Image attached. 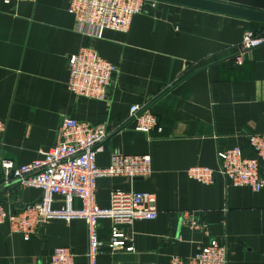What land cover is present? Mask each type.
<instances>
[{
  "label": "crops",
  "instance_id": "1",
  "mask_svg": "<svg viewBox=\"0 0 264 264\" xmlns=\"http://www.w3.org/2000/svg\"><path fill=\"white\" fill-rule=\"evenodd\" d=\"M216 1L264 11V0ZM67 8L68 0L7 5L0 0L1 157L15 165L40 158L54 145L63 116L104 126L109 134L96 165H108L115 152L148 154L151 173L134 180L97 179L96 204L108 208L114 189L152 193L158 214L124 229L133 235V251H106L96 264H167L171 256H193L207 238L181 222L184 212L226 245L227 264H264V187L257 192L234 187L219 174L203 185L186 175L192 166L217 169V152L233 146L243 157H255L245 135L264 133V44L241 65L233 57L243 33L262 34L264 25L158 2L156 10L146 7L135 15L127 32L104 30L100 38H89L76 29ZM85 46L118 65L108 101L77 99L68 90L67 58ZM133 104L147 105L161 131L124 127ZM258 170L264 177V162ZM40 195L15 180L3 183L0 171V203L6 209L19 211ZM73 207H80L78 200ZM109 231L110 222L101 220L99 237L106 239ZM58 247L71 248L76 264H89L86 222L49 220L27 241L0 225V264L45 260Z\"/></svg>",
  "mask_w": 264,
  "mask_h": 264
},
{
  "label": "built area",
  "instance_id": "2",
  "mask_svg": "<svg viewBox=\"0 0 264 264\" xmlns=\"http://www.w3.org/2000/svg\"><path fill=\"white\" fill-rule=\"evenodd\" d=\"M4 4H17L36 0H2ZM154 0H68L67 11L72 15L76 29L86 37L100 38L104 30L125 33L132 18L146 7L156 10ZM264 44V34L246 30L236 46L235 65H241L252 50ZM67 87L77 99L108 101L109 87L118 73V65L101 58L91 46L80 47L67 58ZM148 134L160 132L157 117L147 105H130L124 127ZM5 122L0 120V143ZM104 126H92L85 121L63 116L56 131V141L41 157L23 165L0 155V171L3 183L17 181L22 188L41 191L38 201L25 204L19 211L6 209L0 203V225L6 223L11 231L27 241L41 224L49 220L81 219L87 224L89 264L106 251H133V235L124 229L138 220H154L157 217L156 198L152 193H133L114 189L108 208H100L95 201L96 181L102 177H127L131 180L145 178L151 173L148 154L112 153L105 167L96 165V154L108 136ZM247 146L255 157L242 156L240 147L217 152L218 166L212 169L192 166L186 170L189 179L210 185L215 174L221 175L234 187H248L254 192L264 187V177L258 170L264 162V133L245 135ZM1 153V148H0ZM74 200L80 203L73 207ZM60 202L59 207L54 203ZM110 222L106 239L98 235L101 220ZM181 222L200 230L207 238L197 246L196 253L187 258L171 256L167 264H227L226 245L212 237L208 226L193 218L192 213H182ZM77 255L69 247L54 249L49 258L28 264H76Z\"/></svg>",
  "mask_w": 264,
  "mask_h": 264
},
{
  "label": "water",
  "instance_id": "3",
  "mask_svg": "<svg viewBox=\"0 0 264 264\" xmlns=\"http://www.w3.org/2000/svg\"><path fill=\"white\" fill-rule=\"evenodd\" d=\"M264 23V11L216 0H154Z\"/></svg>",
  "mask_w": 264,
  "mask_h": 264
},
{
  "label": "trees",
  "instance_id": "4",
  "mask_svg": "<svg viewBox=\"0 0 264 264\" xmlns=\"http://www.w3.org/2000/svg\"><path fill=\"white\" fill-rule=\"evenodd\" d=\"M256 23H259L260 25H264V23H260V22H256ZM255 34H257V32H255Z\"/></svg>",
  "mask_w": 264,
  "mask_h": 264
},
{
  "label": "rangeland",
  "instance_id": "5",
  "mask_svg": "<svg viewBox=\"0 0 264 264\" xmlns=\"http://www.w3.org/2000/svg\"><path fill=\"white\" fill-rule=\"evenodd\" d=\"M259 32H261V30H260ZM262 34H264V27H263V31H262Z\"/></svg>",
  "mask_w": 264,
  "mask_h": 264
}]
</instances>
